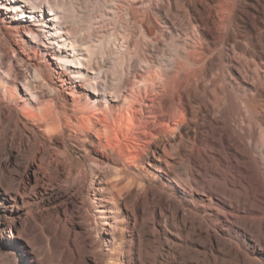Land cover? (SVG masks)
I'll return each instance as SVG.
<instances>
[{"label": "rangeland", "instance_id": "rangeland-1", "mask_svg": "<svg viewBox=\"0 0 264 264\" xmlns=\"http://www.w3.org/2000/svg\"><path fill=\"white\" fill-rule=\"evenodd\" d=\"M14 1L0 0L19 9H0V264H264V0ZM50 13L97 63L63 67L73 55L42 35L4 31L54 33ZM173 76L162 106L138 102ZM138 92L136 129L81 126Z\"/></svg>", "mask_w": 264, "mask_h": 264}, {"label": "bare ground", "instance_id": "bare-ground-1", "mask_svg": "<svg viewBox=\"0 0 264 264\" xmlns=\"http://www.w3.org/2000/svg\"><path fill=\"white\" fill-rule=\"evenodd\" d=\"M2 1L3 2H7L8 0H2ZM14 3L19 5L22 2H21V0H16V1H14ZM48 3L50 4V2H48ZM18 7H20V6H18ZM24 8L29 9L27 11H29L30 14H36V13L40 12V11L36 10L37 7L35 5H32L31 8H28L27 5H24ZM0 9L2 11L7 12V13H12V12L16 13V11L19 10L17 8V10L14 11L9 6H7L6 4H2ZM54 10L57 12V9H54ZM49 11L53 12L52 6H50V10ZM24 12H25V10L20 11L21 17L16 19V20H21L22 17H23V13ZM49 15L52 18H55V19H52V22H56L59 25V27L56 28V31H54V33L49 34V32H46L44 30V28H48L49 29L50 27L43 26V24L40 23V22H38V24H39V26L41 28V30L39 31L40 34L39 33L37 34L33 30L32 27H23L22 26L23 24L20 23V22L15 23L13 25V27H9V28L7 27L8 29L4 28V31H6L11 36H20L21 34H24L30 39V42L33 43V44H36L37 39H39L40 35H42L43 38H42V40L40 39L39 41H41L43 43V45L46 46L47 48H49L50 44H52L54 46H60L59 47L60 48V53L65 55L68 52V53H71L73 55L71 60H69V58H67V57L66 58H57L56 59V60L60 61L61 64H63L62 65L63 67H65L67 63H70L69 68L80 69L81 67H85L86 64L87 65H92L93 63L94 64L97 63V60H95L94 52L92 51V47L90 45H87V43L77 44V41L74 40V33H73L72 28L69 27L68 25H66V23H64L66 26L62 27L63 23H61V24L59 23V20H57L56 13H50ZM25 18H27V16ZM57 40H59V41H57ZM79 53H82V54H79ZM38 54H39V52L37 51V49H33L31 51L32 57H36ZM79 56H81L82 58L80 59ZM84 62H86V64ZM35 71H36V78L42 79L43 76L41 75V73L38 71L37 68L35 69ZM57 76H58V78L60 80V78H62L63 74L57 72ZM70 78H72L74 80V82L70 83V88L72 90L71 93H70V96L72 98H77L78 95H77L76 92H77L78 88L83 89L82 86L80 85V83L82 82V80H84V77H83L82 73L76 72V73L73 74V77H70ZM141 79H142L141 80L142 82H145L149 78L147 79V78L142 77ZM152 81H153V79H152ZM180 81L181 80H180V78L178 76H173L170 79H166V82H167L166 84L167 85H166L165 89L163 90V92L162 93L157 92L156 94H154V96L152 98L146 99V101L151 103V105H147L146 103H143V100L138 101L141 93L138 92L137 96H135V95L133 96V95H130L128 93V96H126V98L129 101L128 105L125 108H122L118 113H115L111 120L102 121V122L100 121L101 123L99 122V124H96V123H93L92 118H87V119H82V120L80 119L81 120L80 121L81 126L84 128L85 131L94 132L97 136H102V135L108 136L111 133H114L116 135L114 137L118 138V136H117L118 134L123 133L124 131H126L128 133L131 130H133L136 127V125H137L135 123L136 122L135 119L137 117V109L135 108V102L136 101L142 102L140 104H144L145 107H149L150 106L151 109H154L155 100H157L158 104L160 106H162L165 103V101H167V99H169V98H172L173 94L175 92H177V90L181 87ZM76 83H79V84H76ZM86 83H88V86H90V88L93 89L92 91H94V88L89 84V82L87 80H86ZM145 84H148V83H145ZM27 89L29 90V86L27 87ZM89 91L90 90H88V92ZM156 91H158V90H156ZM179 110L180 109L175 105L173 107L174 115L179 114ZM140 111H142V105H140ZM141 113H143V111ZM27 115H28L29 118L37 119V117L32 112H28ZM43 121H45V120L43 119ZM123 139H125V138H123ZM117 146L119 147V145H117ZM119 149H121V147L118 148V150ZM132 150H133V148H132ZM128 151H130V150H128ZM122 153L123 152L120 151L119 155L122 156ZM136 153L135 152L134 153L131 152L129 154L126 153L124 155L127 156V157L129 156L130 160L132 162H135L136 161V157L138 156V154H136ZM94 191H96L97 194L94 195V200H93L92 203H96L97 202V205H95L94 208L100 209V210H96V212L98 214L97 218L101 219V220H104V225L108 226V223L106 221L109 218L108 214L111 213V210L105 205L106 201H105L103 195H101L103 190L101 188H94Z\"/></svg>", "mask_w": 264, "mask_h": 264}]
</instances>
